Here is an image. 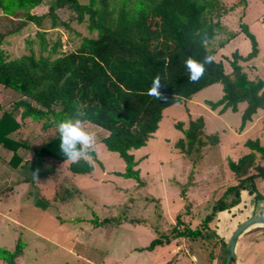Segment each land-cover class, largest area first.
Segmentation results:
<instances>
[{"label":"trees","instance_id":"16d2710c","mask_svg":"<svg viewBox=\"0 0 264 264\" xmlns=\"http://www.w3.org/2000/svg\"><path fill=\"white\" fill-rule=\"evenodd\" d=\"M42 1L0 0V45L5 37L20 32L28 23L39 29L35 50L30 46L33 40H27L26 52L14 57L0 49V85L19 95L10 110L0 113V146L11 150L10 165L19 164L16 148L23 146L10 137L18 128L15 110L19 109L21 119L40 123L43 130L57 128L54 135L33 148V160L19 164L25 174L23 182L36 184L40 178L54 173V162L66 160L67 170L72 174L92 171L97 162L95 152L82 146L68 130L75 122L91 123L105 130L101 143L124 162L123 171L116 174L139 184L138 162L131 150L147 142L157 129L164 108L184 102L214 83L221 85V96L205 103L218 112L235 111L237 104L245 103L240 127L264 105L263 81L259 77L248 78L239 63L257 55L254 35L244 23H239L236 31L221 32V17L243 5L244 0H237L230 7H225L222 0H48L49 28L67 27L68 19L73 18L78 23L84 21L90 33L82 36L75 49L66 52L58 50L56 42L47 45L40 27L44 15L30 12ZM57 9L71 16L60 20L54 13ZM237 32L248 39L250 49L244 56L232 52L230 70L225 72L222 63L212 57L211 41L217 34H223L225 40L218 42L222 45ZM175 126L181 136L174 146L183 154L198 152L216 141L212 134L203 136L200 117L188 119L186 126L181 122ZM244 144L247 152L227 161L231 182L203 219L191 227L180 222L182 216L176 214L171 233H158L142 249L167 244L171 238L201 237L205 240L200 246L206 242L204 246L211 243L225 250V243L215 240L217 233L208 226L209 221L213 222L217 211L239 203L240 191L258 199L254 180L264 179V139L261 143L246 140ZM45 157L54 162L45 166ZM133 219L141 221L108 216L94 218L92 223L117 226ZM20 246L17 242L11 251L0 246V264H16ZM208 255L211 259L213 253Z\"/></svg>","mask_w":264,"mask_h":264},{"label":"rangeland","instance_id":"374dc122","mask_svg":"<svg viewBox=\"0 0 264 264\" xmlns=\"http://www.w3.org/2000/svg\"><path fill=\"white\" fill-rule=\"evenodd\" d=\"M221 2L227 7L237 0ZM237 6L241 7L242 4ZM47 10L48 0H43L30 12L37 16L44 15L40 27L43 28V38L48 46L56 42L58 50L66 52L75 49L82 36L90 34L84 21L78 23L73 18L68 19L71 14L60 9L55 10L54 13L60 20L68 19L67 27L49 28L50 18ZM224 20L230 30L239 23L249 27L248 30L257 37L256 39L254 35L258 41V56H264V0L248 1L244 12L233 11L226 15ZM37 30L39 29L35 24L28 23L20 32L5 37L0 49L9 57H14L26 52L27 40H33L30 46L35 50ZM243 35L241 32L238 40L218 49L219 53L214 59L227 68L228 59L231 57V51L228 50H232L235 43H237L236 49L238 48L240 52L249 51V41ZM216 40L217 38L211 41L212 46L216 45ZM225 70L228 71L229 68ZM257 75L264 82V70ZM220 86V84L216 85V92L208 96L211 97L210 101L217 99L221 91ZM201 95H204L203 91L194 95V98L200 99ZM18 99L19 95L15 91L0 85V113L3 110H10ZM204 108L207 110L206 106ZM19 112L17 109L13 113L18 128L10 133V137L23 144L16 148L21 164L33 160V148L54 135L57 128L43 130L40 123L32 122L28 118L21 119ZM185 112V105L182 102L162 110L158 130L143 146L131 150L138 162L136 168L140 180L144 182L143 186L133 179L116 174L123 171L124 162L116 152L107 150L101 143L106 131L91 123L75 122L68 129L82 146H88L95 152L97 162L93 164L90 174L70 176L67 170L68 160L57 163L45 157V166L54 162V173L40 178L36 184H29L22 181L25 174L19 169V164L13 167L8 162L11 150L0 146V246L11 251L16 243L20 242V254L16 258V264H62L61 260L64 259H67L68 264H144L145 256L152 252L145 253L142 248L154 235H158L154 234L157 228L164 227L165 222L171 219L175 223L176 214L182 216L179 221L184 222L185 215L192 213L190 208L199 210L197 213H192L193 219L189 220L191 225H195L209 212L211 204L218 197L223 196L221 190L231 182L226 175L227 156L229 159H234L240 153L238 150L241 149V142L237 144L238 147L229 145L232 130L227 126L228 120L236 119L237 122L240 120L239 115L231 111L227 112V116H223L224 120L205 124L206 134H217L210 131L212 129L219 132L215 145H207L199 152L190 154L179 152L174 143L181 136V131L175 124L181 122L182 126H186L188 119L184 120ZM200 113L205 114L203 110H200ZM201 153L204 156H201ZM256 188V196L262 198L260 186ZM252 196L251 199L248 198L249 196L243 198L245 201L240 207L244 209L243 211L235 210L239 205H234L231 212L227 213L229 219L223 222V227L226 229L224 234H228V237L223 239L224 243L227 244L233 230L247 219L246 217L264 211V203ZM37 199L39 200L35 203ZM39 203L44 204L39 205ZM140 208L147 209L144 217L138 212ZM155 208H163L164 211L168 210L167 208H183L185 211L173 214L171 212L162 214L158 211L156 212L158 218L155 219ZM205 208L208 212H205ZM108 216H124L127 219L142 217L141 227L145 225L147 228L142 229L139 226L136 227L139 230L132 231V226L135 225L133 221L123 222L129 223L123 227H119L120 224L96 226L92 223L94 218L100 220ZM134 221L137 223V220ZM170 226L165 227L162 232L170 234L172 229ZM208 226L213 228V222L209 221ZM138 231L140 233H137ZM204 240L201 237L196 238L195 242H189L188 247L184 246L193 253L196 259L194 264H209L208 254L211 253L215 258L214 264H222L223 246L213 247L211 243L204 246L206 242L200 246L197 242ZM135 246H144L140 248L141 253L138 255L129 253L131 252L129 249ZM171 246L169 244L166 247H157L153 251H156L153 259H160L163 256L172 259L173 256L168 253ZM238 247L237 251L245 264H264V247L260 254L255 252L256 248H253L252 254H249L239 245ZM184 248L182 246L181 250L184 251ZM257 249L259 250L258 246ZM186 261L179 257L175 264H186ZM230 264L235 263L232 261Z\"/></svg>","mask_w":264,"mask_h":264},{"label":"crops","instance_id":"0c3cea01","mask_svg":"<svg viewBox=\"0 0 264 264\" xmlns=\"http://www.w3.org/2000/svg\"><path fill=\"white\" fill-rule=\"evenodd\" d=\"M248 1H254V0H244V4L241 7L240 6H235L234 10L228 11L224 16L221 17L220 22H221V25L223 26V30L221 32L230 31L229 25H226V23H225L226 21L224 20L226 15L230 14L233 11L234 12H238V13L239 12L240 13L244 12L245 5H246V3H248ZM223 4H224V2H223ZM228 5H231V4H228ZM242 15H240V16H242ZM236 28H237V26H235L232 30H235ZM248 29H249V27H248ZM239 34H241V32L235 33L233 35V37L229 38L222 45H219L218 42H220L223 38H224L223 40H225L226 36H224L223 34H217L214 37L215 39L217 38V40L215 41L216 45L213 46L214 47V53H213L212 57L214 58V56L217 53H219L218 49H220L223 46L228 45V44L231 45L233 42L238 40ZM255 37H256V35H255ZM215 39H213V40H215ZM256 39H257V37H256ZM243 41H244V39H243ZM236 44L237 43H235L234 44L235 46H232V50H228V52L231 51L230 54L232 52H236L238 55L244 56L248 51L247 52H243V53L240 52L239 50H237L238 48L236 49ZM257 49H258V41H257ZM258 52H257V55L254 58H252V59H250L248 61H240L239 62L241 64V66H242V69L246 73L247 77L250 78V79H254V78L259 77L257 74H260L261 71L264 70V56H258L259 55ZM230 59H231V57H229V59H228L227 68H225L224 64H222L223 65V69H224L225 72H228L230 70V68H229V60ZM228 68H229V70L226 71L225 69H228ZM259 78L261 79V77H259ZM216 85H218V83H214V84L208 85V86L202 88L201 90L195 92L191 96V98L186 99V100H184V102H182V104L185 105V111H186L185 112V116H184V120H186V119H194V118L200 117L202 119V121H203V129H202L203 136H207V135H211L212 134L216 138V141L214 143L206 144L202 148H204L207 145H215L217 143V141H218V133L219 132L214 130V129L210 130V129L207 128L210 131L217 132V134L216 133L206 134L205 133L206 132L205 124L206 123H214L215 120H217V121H219L221 119L224 120L225 118H223V116L224 115L227 116V112L231 111V110L227 109V110H225L223 112H218L217 109H215V110L210 109L209 106L205 103V101H208L209 99H211V97H208V96H210V95L212 96V94L214 92H216ZM200 91H203L204 95H201L200 99L194 98V95H196ZM220 96H221V91L219 92V96L217 97V99ZM213 98H215V97H213ZM204 106L207 107V110L204 108ZM244 107H245V103H239V104H237L236 110L235 111H231V112L233 114H238L239 117H240ZM200 110H203L205 114L201 115ZM227 126L232 130V138H230V141H229L230 147L233 146V145H237L238 143L241 142V149L239 148L240 150H238V152H240V153H239V155L236 158L229 159L228 156H227V159H226V162H225L226 164H227L228 160H236L239 156H241L242 154L247 152V148H246V146L244 144L246 140H258L260 143L263 141V139H264V105L262 107L256 109V111L253 114H251L250 118L244 122L242 127H240V120L237 122L236 119H234L233 121H229L228 120V125ZM157 130H158V126H157V129L154 132H156ZM158 133H159V131L156 133V135H158ZM237 147H238V145H237ZM242 150L244 152L241 153ZM200 155L204 156L203 153H201ZM226 170H227V166H226ZM226 172H227V174H226L227 178H229L230 177V173L228 172V170ZM68 173H69V171H68ZM224 173H223V175H224ZM68 175L72 176V175H76V174H72V173L70 174L69 173ZM222 180H224V179H222ZM254 181H255L254 182L255 186L256 187L260 186V188H261L260 193L262 194V198L258 197V201H261L262 203H264V179L255 178ZM256 182H258V183L256 184ZM143 184H144V182L142 180H140L139 185L143 186ZM225 188L226 187H224L221 190L222 191L221 195L223 194ZM251 196L252 195L251 194H247L246 191H240L239 192L240 202L235 205V206L239 205V207H235L234 206L235 210L241 209L243 211L244 209L240 208V207L243 206V203L245 201L243 198L248 197V198L251 199ZM125 209L128 210L129 208H125ZM167 209L168 210L164 211L163 208H155V216H154V218L155 219L158 218L157 215H156V212H158V211L160 213H162V214L165 213V212L166 213H170L171 212L172 214L173 213H179V212L183 213V211H185V209L183 210V208H181V209L180 208H167ZM231 209H233V207H231L229 209H226V210L217 211L216 214H215V217L213 218V229L217 233V237L215 238V240L219 239V241H218L219 244L222 243V242L224 244V240L223 239L228 237V234H224V231L226 229L223 227V222L224 221H226V222L228 221L229 217H228L227 213H230ZM146 210H147L146 208H140V211H138V212L142 215V217H144L143 215H145V211ZM189 210H191L192 213H197L199 211L197 209L194 210V208H190ZM205 210H206V208H205ZM208 211L206 210L205 212H208ZM192 213H190L189 215H185V220H184V222H182L183 224L189 225L191 227L194 226V225H191L190 222H189V220L193 219L191 217ZM261 214H264V211L262 213H260V214H257V215H261ZM142 217L141 218L138 217V219L141 220V219H143ZM246 218H248V217H246ZM162 219H163V216H162ZM133 222L135 223V225L132 226V229H133L132 231L139 230V228H136V227H139V226L141 227V221H137V223H136V221H134V219H133ZM174 224H175L174 221L171 219L169 222H165L164 227L161 226V228H157L158 230L156 229L154 231V234H158V233L159 234H163L162 231L165 229V227L167 228L168 225H171L170 227H173ZM124 225H129V223H122V224L119 225V227H123ZM162 227H163V229H162ZM141 228L145 229L147 227L145 225H142ZM263 228H264V226L251 227L248 230H246L245 232H243L237 238V241H236V244H235V247H234V253H235L234 263L235 264H245L244 261L241 258V255L237 251V249L239 248L238 245L241 247V249L243 251L245 249V251H244L245 253L252 254L253 248H256V250L254 249L255 252H259V254L262 253V248L264 247V229ZM137 233H140V231H138ZM155 237L156 236L154 235L151 239H153ZM195 240L187 238V237H176V238H171L170 241L167 244L156 245L151 250H145L144 251L145 253H151V252L152 253L150 255H148L147 257L145 256L144 264H175L176 259L179 258V257L182 258V259H186L187 260L186 264H188V263L189 264H194L196 262V259L194 258L193 253L191 252L190 249L184 248V246L186 245L188 247L189 244H190L189 242H191V241L195 242ZM197 242L199 243V245L201 244V242H199V241H197ZM169 244L172 245L171 249L168 251V253H170V255L173 256L172 259L169 258V257L167 258L165 256L160 257V259H153L155 257V253H156V251L155 252H153V251L157 247H160V246H165L166 247ZM182 246L184 248V251L181 250ZM257 246L259 247V250L257 249ZM141 247H144V246L132 247L131 249H129L131 251L129 253L133 252V253H136L138 255V254L141 253V249H140ZM142 250H144V249H142ZM248 250H251V251H248ZM67 253L70 254V251L67 250ZM214 259L215 258H213V256H212L211 259L209 257V260H210L209 264H214V261H215ZM61 262H62V264H68L67 259L61 260Z\"/></svg>","mask_w":264,"mask_h":264},{"label":"water","instance_id":"95a60500","mask_svg":"<svg viewBox=\"0 0 264 264\" xmlns=\"http://www.w3.org/2000/svg\"><path fill=\"white\" fill-rule=\"evenodd\" d=\"M256 226H264V214L251 216L237 225L225 245L223 264H230L231 260H235L234 247L237 238L249 228Z\"/></svg>","mask_w":264,"mask_h":264}]
</instances>
